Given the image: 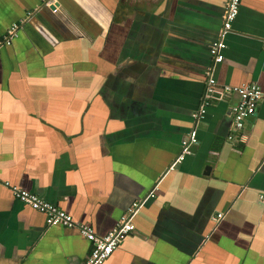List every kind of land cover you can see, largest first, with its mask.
Here are the masks:
<instances>
[{"label": "crops", "instance_id": "0c3cea01", "mask_svg": "<svg viewBox=\"0 0 264 264\" xmlns=\"http://www.w3.org/2000/svg\"><path fill=\"white\" fill-rule=\"evenodd\" d=\"M45 1L0 0V38L22 24L0 48V264H82L92 248L14 187L99 236L143 201L103 264H264V0L241 1L213 69L263 91L234 143L236 94L194 118L226 0Z\"/></svg>", "mask_w": 264, "mask_h": 264}, {"label": "built area", "instance_id": "2783aa9c", "mask_svg": "<svg viewBox=\"0 0 264 264\" xmlns=\"http://www.w3.org/2000/svg\"><path fill=\"white\" fill-rule=\"evenodd\" d=\"M56 0H46L44 5L51 7L57 11ZM242 0H226L225 10L223 15V25L219 36L216 40L210 43V55L212 64L207 67V80L202 101L199 108L194 113V118L197 121L207 111L208 106L216 99H220L229 94H236L237 101L231 104L232 130L228 135V140L234 142L244 141L243 131L247 120L256 113L258 104L263 96V91L259 84L255 82L242 83L240 85L220 84L214 76L213 69L224 59V49L227 44L225 41L226 35L232 29V24L236 19ZM29 12L27 16H31ZM21 23H14L0 38V48L9 46L13 38L18 34ZM197 142L196 125L190 131L187 138L182 142V150L174 161L176 163L184 160L186 155L192 152V147ZM14 195L21 201L28 203L33 208L42 212L46 216L47 225H64L66 227H78L83 235L92 242L91 253L82 264H103L113 254L118 245L134 230L133 218L143 204V201L132 203L128 211L122 215L114 228L106 235L99 236L93 229L86 224L76 221L71 215L60 209L57 205L39 197L37 194L13 188ZM222 214H218L221 217Z\"/></svg>", "mask_w": 264, "mask_h": 264}]
</instances>
